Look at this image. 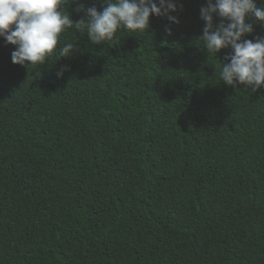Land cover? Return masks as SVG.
I'll list each match as a JSON object with an SVG mask.
<instances>
[{"label":"trees","instance_id":"obj_1","mask_svg":"<svg viewBox=\"0 0 264 264\" xmlns=\"http://www.w3.org/2000/svg\"><path fill=\"white\" fill-rule=\"evenodd\" d=\"M205 3L36 67L0 38V264H264V86L220 81Z\"/></svg>","mask_w":264,"mask_h":264},{"label":"clouds","instance_id":"obj_2","mask_svg":"<svg viewBox=\"0 0 264 264\" xmlns=\"http://www.w3.org/2000/svg\"><path fill=\"white\" fill-rule=\"evenodd\" d=\"M69 4L82 14L80 20L71 18L66 10ZM102 4L98 11L95 4L86 6L81 0H0V38L16 46L12 63L43 65L56 51L61 35L73 28L86 30L92 44H102L112 40L118 30L144 33L150 27V15L178 24L179 18L170 13L182 8L179 0H102ZM200 19L204 26L199 41L207 54L217 58L221 49H230L223 61L218 58L220 81L233 88L251 86L253 91L264 86V35L246 38L255 31L254 24L264 28V3L206 0ZM171 31L166 28L168 35ZM75 48L76 42L65 43L59 48V58L69 57ZM69 70L70 66L62 65L57 78Z\"/></svg>","mask_w":264,"mask_h":264}]
</instances>
